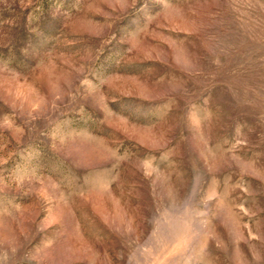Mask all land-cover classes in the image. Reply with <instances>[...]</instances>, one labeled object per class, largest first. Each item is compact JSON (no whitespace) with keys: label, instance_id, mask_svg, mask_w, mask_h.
Segmentation results:
<instances>
[{"label":"rangeland","instance_id":"rangeland-1","mask_svg":"<svg viewBox=\"0 0 264 264\" xmlns=\"http://www.w3.org/2000/svg\"><path fill=\"white\" fill-rule=\"evenodd\" d=\"M0 264H264V0H0Z\"/></svg>","mask_w":264,"mask_h":264}]
</instances>
